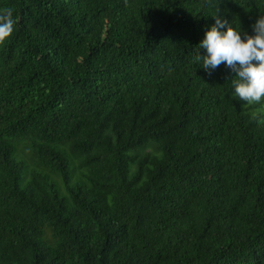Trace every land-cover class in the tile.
<instances>
[{
  "label": "trees",
  "instance_id": "trees-1",
  "mask_svg": "<svg viewBox=\"0 0 264 264\" xmlns=\"http://www.w3.org/2000/svg\"><path fill=\"white\" fill-rule=\"evenodd\" d=\"M0 264H264V97L196 54L264 0H0ZM226 30V29H224Z\"/></svg>",
  "mask_w": 264,
  "mask_h": 264
},
{
  "label": "clouds",
  "instance_id": "clouds-1",
  "mask_svg": "<svg viewBox=\"0 0 264 264\" xmlns=\"http://www.w3.org/2000/svg\"><path fill=\"white\" fill-rule=\"evenodd\" d=\"M214 15L215 23L205 32L199 48L206 50L205 55L196 54L202 67L211 71L221 64L235 73L234 96L245 104H259L264 97V15L258 16L252 29L254 35L237 31L219 14ZM17 20L13 18V9H0V44L10 38ZM226 29V30H224Z\"/></svg>",
  "mask_w": 264,
  "mask_h": 264
}]
</instances>
